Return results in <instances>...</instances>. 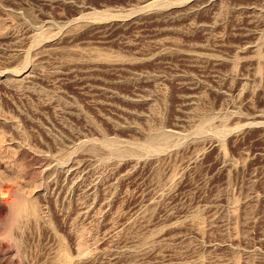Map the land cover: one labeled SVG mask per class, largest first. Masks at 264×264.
Listing matches in <instances>:
<instances>
[{
	"label": "rangeland",
	"instance_id": "rangeland-1",
	"mask_svg": "<svg viewBox=\"0 0 264 264\" xmlns=\"http://www.w3.org/2000/svg\"><path fill=\"white\" fill-rule=\"evenodd\" d=\"M0 264H264V0H0Z\"/></svg>",
	"mask_w": 264,
	"mask_h": 264
}]
</instances>
